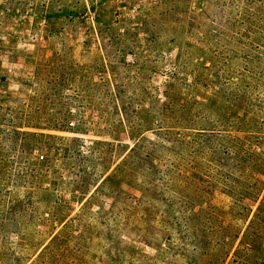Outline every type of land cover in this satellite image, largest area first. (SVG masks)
<instances>
[{
  "label": "rangeland",
  "instance_id": "1",
  "mask_svg": "<svg viewBox=\"0 0 264 264\" xmlns=\"http://www.w3.org/2000/svg\"><path fill=\"white\" fill-rule=\"evenodd\" d=\"M0 264H264V0H0Z\"/></svg>",
  "mask_w": 264,
  "mask_h": 264
}]
</instances>
